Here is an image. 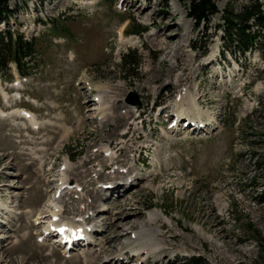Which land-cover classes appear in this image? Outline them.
Returning <instances> with one entry per match:
<instances>
[{"label": "rangeland", "instance_id": "1", "mask_svg": "<svg viewBox=\"0 0 264 264\" xmlns=\"http://www.w3.org/2000/svg\"><path fill=\"white\" fill-rule=\"evenodd\" d=\"M212 1L218 12L196 22L188 16L190 0H22L0 23L2 31L35 37L37 53L20 79L21 101L9 96L5 105L51 123L34 132L15 119L18 111L0 109V264H142L134 247L154 242L172 248L158 264H193V256L199 264H264V59L259 50L243 56L223 50L221 11L248 0ZM131 54L138 67L125 71ZM7 66L3 79L19 77L14 63ZM105 84L112 87L106 101L120 105L106 122L92 99ZM130 93L140 105L125 108ZM154 101L169 115L177 116L175 105L191 108L207 119V133L192 127L180 133L178 123L167 128L166 115L152 111ZM108 142L116 151L105 157ZM140 150L144 166L135 160ZM116 178L117 191L99 187ZM63 180L79 190L53 200L68 184ZM51 208L65 209L66 219L74 209L86 215L92 209L88 222L103 231L92 235V246L66 256L36 238L38 218L47 220ZM139 231L146 238L135 243ZM108 243L113 251L101 250Z\"/></svg>", "mask_w": 264, "mask_h": 264}, {"label": "trees", "instance_id": "2", "mask_svg": "<svg viewBox=\"0 0 264 264\" xmlns=\"http://www.w3.org/2000/svg\"><path fill=\"white\" fill-rule=\"evenodd\" d=\"M9 1L0 0V19L2 20L13 13V9L9 7ZM190 2L188 14L196 22L218 12L212 0H190ZM16 4L15 2V6ZM220 18L222 22L218 25L222 29L226 47L245 53L257 45L264 52V12L258 0H249L236 10L226 7L221 11ZM35 56V38L25 39L19 33L12 36L11 32L5 34L0 32V70L6 67L8 61L13 60L24 72L30 68L29 60H34ZM137 64L135 54H131L124 59L122 68L129 71L137 68Z\"/></svg>", "mask_w": 264, "mask_h": 264}, {"label": "bare ground", "instance_id": "3", "mask_svg": "<svg viewBox=\"0 0 264 264\" xmlns=\"http://www.w3.org/2000/svg\"><path fill=\"white\" fill-rule=\"evenodd\" d=\"M122 35V37H123V35H124V30H122V33H121ZM16 81V80H15ZM19 83L18 82H16V83H14L13 84V86H19L18 85ZM101 87V93H99V94H97V96H98V98H99V100L100 101H97V102H95L94 101V103H95V105H96V107L97 108H95L97 111H99V112H101V113H103L104 114V116H103V120H104V122H106L107 121V119L109 118V116H110V114H112V113H109L111 110H112V108H115V107H119L120 105L119 104H115V103H119V102H116V100L113 102V103H109L108 101H106V96L108 95V92L110 91V89L112 88L110 85H107V84H105L104 86L103 85H101L100 86ZM0 94L2 95V97L4 98V99H9L10 97H7V95H6V93H5V91H4V88H2V86H1V83H0ZM109 96V95H108ZM107 96V97H108ZM189 100V103L190 104H188V106H190V107H193L194 105H193V103L194 102H192L193 100L190 98V99H188ZM7 103V102H6ZM134 106V105H133ZM123 107H125V108H129L130 107V104L128 103V104H124V106ZM183 108L184 107H181V108H179V105H175V107L173 108L174 109V112H176V114H177V116H175V118H177L178 117V124H181V120L182 121H185V115H187L188 117H192V119H194L193 117H198V116H193L192 115V112L190 111L191 110V108L189 109V113H186V111H184L183 110ZM186 108V107H185ZM17 113V114H16ZM15 114H16V116L17 117H19L18 116V113L19 114H25V111L24 110H21V111H18V112H16ZM127 113V116L128 115H130L131 114V111L129 112V111H127L126 112ZM6 115H7V113H5ZM5 115V116H6ZM32 115V114H31ZM182 116V117H181ZM1 117H3V116H1ZM117 119H118V122H122L123 121V116H121V115H118V117H117ZM199 119H201V118H199ZM29 122H31L34 126H36L37 127V124H36V119H35V117L34 116H32V117H30L29 118ZM176 126V125H175ZM190 126V127H189ZM187 128H183V129H190V130H192V128H193V130L194 131H196V130H199L200 129V126H199V124H197V125H194V126H191V125H189ZM204 126V125H203ZM203 126H202V128H203ZM182 126H180V128H181ZM192 127V128H191ZM39 129H41V127L39 126L38 127V129H37V131L39 130ZM192 130V131H193ZM69 132H66V135H69L68 134ZM125 135H126V133H125ZM124 135V136H125ZM63 139V138H62ZM62 141H64V140H62ZM102 149V148H101ZM104 152H106V151H108V150H111L112 151V149H111V143H107L106 145H105V148H103L102 149ZM44 152V151H43ZM30 155V154H29ZM41 161H42V159H41ZM35 162V161H34ZM36 163H38V164H40L41 162H37L36 161ZM42 164V163H41ZM128 173H129V170H128ZM128 173H125V175L126 174H128ZM102 176V175H101ZM117 178L116 179H112V182H111V186L109 187V186H107V188H105V191H110V190H113V191H117L118 189L116 188V187H118V185H122L121 183H118L117 182ZM120 180V179H119ZM63 182H67V183H71V182H69V181H63ZM128 187L129 186H127L126 187V190L128 189ZM62 188H61V186H59L58 188H57V191H59V190H61ZM97 191H99L100 193H101V191L100 190H97ZM121 191V190H120ZM112 192V191H111ZM4 204L2 203V201L0 200V209L2 210V208L4 207L3 206ZM4 209V208H3ZM77 211H80L79 209H76ZM55 214V212L53 211L52 212V214ZM51 217V216H50ZM41 218V217H40ZM0 220H1V218H0ZM157 220V218L155 217V216H151V222H155ZM160 227L161 228H164L165 227V224H162V225H160ZM171 230H169V232H170ZM164 232H162L161 234H160V237H163V238H165L166 237V235H165V233L163 234ZM176 234V233H175ZM39 235H42V231H40V233H39ZM170 235H171V233H170ZM121 236H123V235H121V234H118L117 235V237H115L116 239H119ZM144 238H146L145 236H144V234L141 232V231H139L138 233H137V235H136V239H135V243H137V242H140L141 240H143ZM173 238V237H172ZM181 238H182V236H181ZM182 240H183V238H182ZM133 243V242H132ZM110 243H108L106 246H104L101 250H104V251H113V247H111L110 245H109ZM184 244L187 246V247H194L193 246V244H189L188 243V241L187 240H185V238H184ZM134 249H135V252H137V254H138V256H140V258H142V260L143 261H145L146 263H148V262H150V261H153V262H155V264H158L159 262H161V261H163V259H159V257L161 256V255H163L164 253H166L167 252V250H169V249H172V248H170V245L169 244H167L165 247H162V248H160L159 246H157L156 244H155V242L154 243H152V244H148V243H144V244H141V245H138L137 247H134ZM142 254H144V255H142ZM124 255V254H123ZM130 255H132V254H130ZM167 255V254H166ZM168 255H170V261H172V260H174L176 257V255H175V252H171V254H170V252H169V254ZM175 255V256H174ZM120 257H124V256H117V257H114V258H116L115 260H117V258L119 259V260H121V258ZM144 257V258H143ZM94 260H97V256L95 257V259ZM118 260V261H119ZM142 260H140L141 262H142V264H143V261Z\"/></svg>", "mask_w": 264, "mask_h": 264}, {"label": "water", "instance_id": "4", "mask_svg": "<svg viewBox=\"0 0 264 264\" xmlns=\"http://www.w3.org/2000/svg\"><path fill=\"white\" fill-rule=\"evenodd\" d=\"M127 101L133 103V104H139V100L135 93H130L127 97Z\"/></svg>", "mask_w": 264, "mask_h": 264}, {"label": "snow or ice", "instance_id": "5", "mask_svg": "<svg viewBox=\"0 0 264 264\" xmlns=\"http://www.w3.org/2000/svg\"><path fill=\"white\" fill-rule=\"evenodd\" d=\"M61 231H64L65 229H60Z\"/></svg>", "mask_w": 264, "mask_h": 264}]
</instances>
